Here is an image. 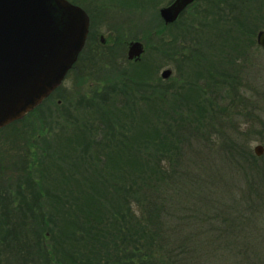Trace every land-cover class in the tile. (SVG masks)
<instances>
[{
	"label": "rangeland",
	"instance_id": "374dc122",
	"mask_svg": "<svg viewBox=\"0 0 264 264\" xmlns=\"http://www.w3.org/2000/svg\"><path fill=\"white\" fill-rule=\"evenodd\" d=\"M67 1L82 9L89 19L82 52L61 86L47 100L20 121L0 130V219L4 221L0 224L4 241L0 251L7 249V257L2 256L0 264H62L56 262L55 251H64L63 248L78 262L80 253L76 249L81 248L82 260L94 253L99 245L88 238L83 224L81 232L78 231L79 223L85 219L74 218L75 213H84L85 205V199L78 198L81 194L75 191L76 183L85 179L89 191L83 194L92 209L91 206L102 204L103 195L116 186L123 189L128 178L145 180L155 171L151 163L141 158L134 160L124 153L118 159L121 172L111 174L109 177L114 176L111 185H106L109 167L116 163L104 135L111 120L113 125L121 122L127 123L128 128L132 125L128 137L139 143L143 139L142 128L148 129L150 118L155 120V116H149L152 108L159 105L171 109L173 114H187L190 123L203 129L196 137L180 135L186 139L181 163L190 171L203 170L213 163L208 172L215 174L219 166L224 167L227 159L208 160L219 153L211 148L214 142H227L231 133L232 139H242L241 143L254 157V147L261 145L264 149V49L256 43L257 34L264 31V0H197L174 24H165L160 18V10L174 0ZM131 42L143 45L144 52L137 60L127 58ZM165 70H170L171 75L162 79ZM122 82L128 86L127 94L118 88ZM114 86H118L115 91ZM158 94L162 95L159 104L154 102ZM204 98L210 103L204 102ZM119 101H123L124 107ZM149 133L154 134L152 129ZM150 138L144 137L143 143H149ZM154 139L160 141L158 136ZM161 149L145 154H164ZM259 158L256 164L264 170V157ZM159 166L164 170L170 167H166L164 159ZM262 174L255 182L260 193H264ZM228 179L235 188L232 199H227L229 205L220 206L216 202V197L224 196L223 185L202 190L212 194L215 202L210 206L219 209L224 230L220 231L221 222L218 227L206 223L201 230V216L189 213L190 221L197 218L191 221L195 224L180 221L178 218L184 217L181 211L189 205L185 200L184 207L175 206L176 219L167 231L172 241L166 249L152 244L149 250L136 252L121 262L177 264L175 261L181 260L182 264L184 261L199 264L203 255L202 264H248L244 254L238 257L228 254V260H224L230 246L222 238L226 233L236 235L237 225L240 230L244 224L235 221L245 214L259 220L254 244L264 249V198L254 204L255 194L244 196L249 187L241 185L242 182L238 185L240 175ZM190 194L194 199L203 198L201 193ZM190 194L185 193L184 199ZM252 196L254 200L250 201ZM123 198L117 204L103 203L99 210L106 216L125 207L138 216L146 208L139 197ZM191 205H195V200ZM241 231L242 240L238 242L243 247L241 251L250 250L251 264H264V250L255 251L250 243L249 235L253 232ZM114 233L109 231L100 240L109 247L117 238ZM191 233L193 237L187 239ZM181 240L186 251L196 249L194 254L186 252L179 258L172 255L178 253L176 247ZM90 243L96 244L95 247H88ZM101 247L99 251L104 253L107 249ZM99 256L90 258L96 260Z\"/></svg>",
	"mask_w": 264,
	"mask_h": 264
},
{
	"label": "trees",
	"instance_id": "16d2710c",
	"mask_svg": "<svg viewBox=\"0 0 264 264\" xmlns=\"http://www.w3.org/2000/svg\"><path fill=\"white\" fill-rule=\"evenodd\" d=\"M195 83H197V81ZM111 86L113 87L112 83ZM117 87L118 86H114L113 88L114 91L117 90ZM118 88L120 91L122 92L124 91L127 94L128 86L126 83L124 82L120 83V87ZM204 89L206 88H203V90ZM161 96L162 95L160 94L158 98H155L154 102H158L159 104L158 100L162 98ZM123 97L126 98V95ZM163 100L164 98L160 100V102L162 103ZM206 100L207 98H204V102ZM207 102L209 101L207 100ZM114 103L112 105H120V104L123 105V101L120 104H114ZM168 109L169 108L167 107L162 108L159 105H157L155 108H152V113L149 116H155L154 117L155 120L153 121V119L150 118L151 124L147 126L148 129L142 128V130L140 131V134L143 135L142 137L143 139L144 137H151L149 139V143L147 142L143 143V139H141L139 143H137L136 139L134 140L128 137L132 125L130 126L131 128H128L129 127L128 124L127 123L124 124V122H121L118 125L116 124L113 125V120L107 122L108 128L107 131H104V135L107 137V141L109 140L107 142V145L111 147V148L109 147V150L111 151L110 156L112 160H115L114 162H116L117 164L111 163L112 167H109L110 171L107 172L108 177H106L105 179L106 185L107 183L111 185V179L114 177V176L109 177L111 174L113 175L115 173L117 174L118 172H121V168L118 165V159L120 157L123 158L124 153L126 154V156L132 157L134 160H137V158L139 159L141 158L142 160H144V162L146 161L151 163L154 166L153 169L155 171L150 178L145 180L136 181L134 179L128 178L126 180L123 189H120L117 186L113 188L114 190L111 188L112 190L110 192H107L106 195H103L104 197L102 198V202H101L102 204L91 206L92 209H89L90 206L87 205V203L90 200L85 198V195L83 194V193H87L88 190L87 186L85 185L86 181L85 179L82 180L80 179L75 186L76 187L81 186L82 188L78 190L77 187L75 191L76 192L78 191L81 194V196H78V198H81V200L85 199V205L82 206V208H84V210H82L84 213L79 215L78 213L77 214L75 213L74 218H76L77 220H81V218H84L85 222L81 221V223H79L78 231L81 232V227L83 224L85 227L86 235H88V238L91 237V239H93V241L95 240L96 244H98L100 247L101 246L105 247V249L103 250L106 249L107 250L104 253H102L100 252L101 250L99 249L98 246L94 251V253L92 252L91 255L89 256L93 259V257H96L98 254H100L99 258H96V260H92L90 257H88L85 260H82V253L79 250L81 248L76 249V253H80L79 262H78V260L71 255L70 251L66 252V248H63L64 251L62 250L55 251L56 262L60 261L62 262V264H64V262L66 264H111L112 262L113 264H123L121 261L125 257L129 259L130 257L132 258L133 254H135L136 252L138 253L141 250L144 251L149 250L152 244L154 247L157 246L158 249L159 248L166 249V247H168L169 245V242L172 241L167 231L171 230L172 228L171 224H173L174 220L176 219L175 206H178L180 208V206L185 204V200H188L189 205L188 208L185 207L187 209L181 208V210L182 209L184 210L183 212L181 211V214L184 213L183 214L184 217L178 218L180 221L186 223L188 222L189 224V222H191L192 220H197V218H193L190 221V219H188L187 217V214L189 213V215L192 214L196 216H201L199 218L200 220L199 225L201 230H202V225L204 224L206 225V223L217 224L216 226L218 227L219 226L218 222L223 223V225L219 226L220 231L224 230L225 228L224 222L221 216L219 215V209L212 208L210 206L211 204H213V202H215L212 199L211 196L212 194H208L207 192L204 191L205 189H208L216 185L217 188L218 186L223 185L224 196H221V199L216 197V202L220 206H224L226 204L229 205L227 199H232L233 197L232 192L233 189L235 188H233V185L231 184V182H229L228 178H230L235 174L241 176V181L240 180L238 181L239 182L238 185H240V182H242L241 185H245L249 187L246 188L247 191L244 196L247 195L250 196L255 194L254 195L256 197L255 201L257 202L254 204L257 205L259 203L258 199L264 198V193L259 192L260 190L258 188L259 187L258 183H255L260 178L259 175L261 172L263 173L261 177L264 178V170L259 169V165L256 164L257 157L251 155L249 149H247L243 145V143H241L242 139L240 138L232 139L233 137L232 133L229 139H227L228 140L227 142L222 143L218 141V142H214V145L212 144L213 146L211 148H213V150H217V151L219 150L218 153L219 156L217 155V156L209 157L208 161H211L212 160L211 158L228 160V161L225 160L226 165L224 167L219 166V171L215 172V174H213L212 172L211 173L208 172V167L210 168L213 165V163L209 164V166L207 165V167H205L203 170L200 171H195V170L190 171L188 167H185L184 165L182 166L181 163L182 150H183V146L186 143V139L184 136H180V135L183 134L189 137H196L202 134L201 132H203V129H201L202 127L201 125L197 126L195 124L190 123L191 121L187 119L188 116L187 114L183 115V113L181 112H176V114H173L172 113L173 111L171 109H169L168 111ZM195 109L200 112L204 110L201 108H195ZM151 129L152 132L154 133L153 136L150 133L148 134V132H150ZM154 136L156 137L158 136L160 141L154 139ZM183 137L184 139H182ZM160 148H162L161 150H163L164 154L163 153H157L155 155L151 154L152 156L145 154L146 151L149 152ZM162 159L166 161V167L169 165L171 168L167 167L166 170L160 168L159 161H162ZM227 162L230 165L228 168H227L228 166ZM253 171L256 172L257 176L253 173ZM255 177L257 178L256 180ZM105 187L106 186H104V188ZM178 187L180 189H175ZM119 191L124 194L119 195L120 193ZM184 192L187 194V196L190 193H193L195 195H200L201 193L203 198L200 199L203 200L199 201L200 199L192 198L191 197L192 194H190V196L187 197V199L186 198L184 199V197H186ZM181 194L184 196L180 197ZM134 196L143 199L144 202L142 203H145L144 205L146 206L145 209L140 210V214L138 216L132 214L131 211L126 209L125 207H119L118 209H116L117 211L114 210L113 212L111 211V213L108 212L106 216H104L102 211L99 210V208L103 206V203L107 204L110 202H115L117 204L118 199L120 200L123 197H124L123 199H127L129 197H134ZM193 200H195V205H191V201ZM252 200H254L253 196L250 198V201ZM173 201L177 202L176 203L177 205H175ZM74 207H76V205H74ZM27 210H29L28 207ZM92 212L97 215H92L93 214ZM84 214H91V215H84ZM247 216L244 214L242 215L241 219L239 218L237 221H235L238 223L241 222L244 225H242V228L239 230L238 225L236 223L237 230L235 231H237V233L234 237H231L226 233V237L222 238L223 242L226 243L228 246H230L229 247L230 252L225 253L226 257L224 260H228V254H230L231 257L232 256L238 257V255L240 256L244 254L246 256V261L248 262V264H251L253 262V257L250 258L249 256L250 250L241 251L243 247L239 245V243L242 240V235H241L242 229H247L248 232L251 230L253 232L251 236L249 235V240L252 247L254 245L255 251L260 252L261 250H264L262 247L259 246V244H254L256 237V233H255L256 224L258 223L259 220H257L256 218L255 219L250 217L248 218ZM195 223L196 222H191V224H195ZM0 224L1 225L4 224V221H1V219H0ZM112 230H114L115 232L114 236H116L117 238L112 244H110L109 247H107L106 244L102 242V240H100V238L101 236L109 234V231ZM210 230L212 232L213 228L211 227ZM191 235L192 233L189 236H187V239L191 240V238L193 237V236L191 237ZM1 239L2 237L0 236V244H3L4 241H2ZM163 243L165 245H163ZM96 244L90 243L88 247L93 248L95 247ZM181 244H182V240L179 242V246L176 247L177 250H179L178 253L177 252L172 253V255L175 258L176 257L179 258L180 256L185 255L186 252L189 255H192L196 251V249L193 251H186L183 245ZM72 254L74 253L72 252ZM6 255H7V249L4 248L2 250L1 248L0 260L2 256L6 258L7 257ZM59 256L64 258V262ZM181 262H182L181 260L175 261V263L177 264H182ZM199 262H200L199 264L205 263L203 255L200 256ZM185 263L186 261H184V264ZM196 263L197 261H195V264Z\"/></svg>",
	"mask_w": 264,
	"mask_h": 264
},
{
	"label": "water",
	"instance_id": "95a60500",
	"mask_svg": "<svg viewBox=\"0 0 264 264\" xmlns=\"http://www.w3.org/2000/svg\"><path fill=\"white\" fill-rule=\"evenodd\" d=\"M195 0H174L160 10L165 24ZM89 30L85 12L67 0H0V129L23 119L63 82L81 53ZM264 49V31L257 34ZM143 45L131 42L127 58L139 59ZM171 75L161 73L162 79ZM255 156L264 153L254 147Z\"/></svg>",
	"mask_w": 264,
	"mask_h": 264
},
{
	"label": "flooded vegetation",
	"instance_id": "af4514ba",
	"mask_svg": "<svg viewBox=\"0 0 264 264\" xmlns=\"http://www.w3.org/2000/svg\"><path fill=\"white\" fill-rule=\"evenodd\" d=\"M195 5H196V4H195ZM195 5H194V6H195ZM190 8H191V7L189 6V7L187 8V10H186V11H189V10H190ZM177 20H178V19H177ZM175 22H176V21H175ZM175 22H174V23H175ZM174 23H173V24H174Z\"/></svg>",
	"mask_w": 264,
	"mask_h": 264
}]
</instances>
